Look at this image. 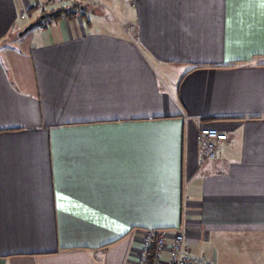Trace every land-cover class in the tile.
Wrapping results in <instances>:
<instances>
[{
    "label": "crops",
    "instance_id": "1",
    "mask_svg": "<svg viewBox=\"0 0 264 264\" xmlns=\"http://www.w3.org/2000/svg\"><path fill=\"white\" fill-rule=\"evenodd\" d=\"M154 230L264 264V0H0V264H135Z\"/></svg>",
    "mask_w": 264,
    "mask_h": 264
},
{
    "label": "built area",
    "instance_id": "2",
    "mask_svg": "<svg viewBox=\"0 0 264 264\" xmlns=\"http://www.w3.org/2000/svg\"><path fill=\"white\" fill-rule=\"evenodd\" d=\"M52 3L49 2V4ZM198 138L202 143V163H205L216 158L217 146L226 141L227 136L216 129H206L201 131ZM152 247L155 254L151 264H163L162 258L165 251H167L166 264H212V261L208 259L191 254L181 230H154L146 233L135 264H146L148 251Z\"/></svg>",
    "mask_w": 264,
    "mask_h": 264
},
{
    "label": "trees",
    "instance_id": "3",
    "mask_svg": "<svg viewBox=\"0 0 264 264\" xmlns=\"http://www.w3.org/2000/svg\"><path fill=\"white\" fill-rule=\"evenodd\" d=\"M80 8L79 4L77 5H72V6H63V7H59V8H55L52 9L50 11H48L46 14V17L44 20H42L39 25L43 24L44 21L48 20L50 22L55 21L56 19H60V18H65V19H72L75 16L76 11H78V9ZM44 13L41 12L40 15H43ZM155 254V250L152 247L149 251H148V256H147V260H146V264H151L153 261V257Z\"/></svg>",
    "mask_w": 264,
    "mask_h": 264
},
{
    "label": "water",
    "instance_id": "4",
    "mask_svg": "<svg viewBox=\"0 0 264 264\" xmlns=\"http://www.w3.org/2000/svg\"><path fill=\"white\" fill-rule=\"evenodd\" d=\"M46 15H41L37 17L34 21L30 22L28 25H26L20 32H18V36H22L26 32L32 30L33 28L37 27L39 23L44 20Z\"/></svg>",
    "mask_w": 264,
    "mask_h": 264
},
{
    "label": "rangeland",
    "instance_id": "5",
    "mask_svg": "<svg viewBox=\"0 0 264 264\" xmlns=\"http://www.w3.org/2000/svg\"><path fill=\"white\" fill-rule=\"evenodd\" d=\"M113 15H114V14H113ZM113 15H111V14H107V18H106V19H108L109 21L115 23V21H116V20L118 21L119 19H118V18H115ZM48 20H49V19H48ZM48 20H46V21H48ZM60 20H62V19H61V18H60V19H56L55 21H60ZM46 21H44V23H45ZM37 28H38V26H37ZM31 31H32V30H31ZM27 33H29V32H27ZM30 33H31V32H30ZM17 34H18V33H17ZM29 35H30V34H29ZM29 35H27L26 37H28ZM17 36H18V35H17ZM26 37H25V39H23V40H21V39L19 40V39H18L19 43H20V42H22V43H24V44H25V43H28L30 39H28V38H26ZM16 38H17V37H16ZM27 39H28V40H27ZM26 41H27V42H26ZM14 44H16V46H18L19 48H22L20 45L17 44V42H15Z\"/></svg>",
    "mask_w": 264,
    "mask_h": 264
}]
</instances>
